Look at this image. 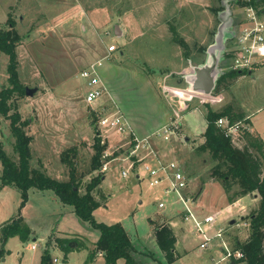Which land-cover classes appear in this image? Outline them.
I'll return each instance as SVG.
<instances>
[{"label":"rangeland","instance_id":"1","mask_svg":"<svg viewBox=\"0 0 264 264\" xmlns=\"http://www.w3.org/2000/svg\"><path fill=\"white\" fill-rule=\"evenodd\" d=\"M237 7L224 0H0V28H8L11 21L20 37L16 47L19 79L25 87L37 88L32 96L15 93L8 101L10 113L17 110L22 119L28 120L24 129L32 137L31 164H41L47 175L59 181L68 179L73 172L79 180L80 194L86 191L87 183L98 179L92 189L99 202L93 211L94 219L121 223L139 250H152L162 257L152 229L169 221L179 254L169 264L244 263L221 261L223 245L216 236L206 248L199 247L202 237L182 219L183 204L177 196L165 194L161 187L148 186L143 165L155 163L145 160L137 169L129 170L127 176L121 175L127 167L128 160L124 159L130 148L119 146V136L109 134L108 144L115 147L116 160L104 171L101 166L91 171L99 114L97 105L91 110L84 100L87 86L80 70L98 58L106 45H116L113 58L106 62L112 78L117 76L114 100L132 120L148 129L161 124L165 115L169 117L167 123L173 121L178 126L168 140L155 133L148 140L162 159H175L181 165L189 177L188 194L196 198L194 208L198 214L221 211L217 227L224 229L223 239L232 249L233 236L241 240L247 237L249 225L243 217L257 208L259 196L249 194L231 205L222 185L209 178L210 155L198 152L196 147L206 127L205 104L215 111L231 105L234 112L244 113L249 123L241 121L253 126L264 142V62L242 72L235 80L215 85L210 95L187 94L185 75L198 62H206V53L198 48L207 49L214 43L220 25H224L227 37L230 29L234 30L240 17ZM180 39L186 43L185 49L178 42ZM225 41L229 44V39ZM187 48L189 59L183 54ZM224 54L217 64L218 76L232 68L231 59ZM7 63L8 56L0 52V90L9 86ZM102 101L107 105V98ZM181 101L188 103L183 107ZM235 141L238 147L246 143L241 135ZM0 142L7 155L16 158L10 120L1 114ZM68 148H74L68 152L71 166L60 161ZM99 163L102 165V159ZM1 171L0 162V174ZM209 180L214 183L203 184ZM9 187L0 192V223L19 214L34 231L26 241L10 237L0 254V264H42L41 255L46 252L47 264H57L52 262L54 257L64 264H92L90 242L97 238L98 231L78 219L72 205L63 203L54 190L36 187L28 189L22 203L20 191ZM161 201L164 207L159 208ZM230 220L234 222L230 224ZM57 230L83 235L88 248L70 250L63 258V253L54 249L64 236ZM214 232V228L209 231ZM47 233L48 246L45 243L44 248ZM66 240L73 243L75 236H66ZM93 264L106 263L96 256ZM116 264L125 262L118 259Z\"/></svg>","mask_w":264,"mask_h":264},{"label":"trees","instance_id":"2","mask_svg":"<svg viewBox=\"0 0 264 264\" xmlns=\"http://www.w3.org/2000/svg\"><path fill=\"white\" fill-rule=\"evenodd\" d=\"M221 1V0H220ZM264 8V0L259 1ZM232 5V3H231ZM185 49L187 47L183 39L178 40ZM20 43V37L13 27L11 21L8 28H0V52L8 56L7 73L9 86L0 90V114L10 120L11 134L14 138V153L16 158L8 156L0 142V162L2 171L0 174V189L4 186L15 187L20 191L21 201L27 199V191L30 187L38 189H52L58 198L65 204L73 206L74 213L83 222L89 223L93 229L98 231V238L94 242V252H101L106 264H116L118 259H123L125 264H169L179 257L175 248L176 235L169 221L153 226V234L157 245L162 252V257H158L152 250H139L132 241L127 230L121 223H105L97 221L93 217V211L99 206V202L94 199L92 189L98 185L99 180L93 179L86 184L85 192L79 193L78 181L73 172L69 173L68 179L59 181L42 169V165L31 164L32 151L30 143L32 140L24 127L28 125L27 119H22L21 114L12 109L8 101L15 94L25 95V86L21 83L18 73V57L16 47ZM199 52L205 54L206 46H200ZM190 49L183 52L184 57L189 59ZM202 63L201 61L197 64ZM247 70L229 69L223 71L216 81V87L226 80H235L242 72ZM232 82L224 87L228 88ZM205 114L206 127L202 133L203 141L197 145L198 152H207L211 159L209 178L218 181L226 195L229 203L237 199L255 194L259 196L257 208L253 209L244 219L248 220L249 232L244 240L237 235L232 237V250H239L242 257L235 260L236 263L244 264H264V142L257 134H253L248 128L241 131L246 143L243 147L236 145L235 139L226 136L224 130L216 125L219 117H225L229 123H236L244 120V113L234 112L231 105H225L219 111L212 110L208 104ZM100 138L94 137V155L92 157L91 171L99 168L101 163V153L104 146L100 143ZM74 148L66 149L60 161L63 164H72L68 160V152ZM152 219H150L151 221ZM152 223V222H151ZM32 231L21 215L12 217L0 224V254L4 251L7 240L12 236H18L22 241L28 240ZM77 244V242H76ZM62 251H69L72 247L66 238H60L57 245ZM78 248L83 247V243L77 244ZM93 253L90 254L92 256ZM49 254L43 253L41 263L47 264Z\"/></svg>","mask_w":264,"mask_h":264},{"label":"built area","instance_id":"3","mask_svg":"<svg viewBox=\"0 0 264 264\" xmlns=\"http://www.w3.org/2000/svg\"><path fill=\"white\" fill-rule=\"evenodd\" d=\"M259 1L233 0L232 2L233 6H238L241 16L237 25L234 26L233 37L229 40V44L226 45L225 49V57L230 58L232 61L231 69L248 70L264 62V8ZM116 50L115 44L108 45L104 54L80 70V76L85 80L87 86L84 100L91 110L94 105L98 107L96 111L99 114L96 121V136L100 138L99 143L104 146L101 153V170H106L107 165L117 158L115 157V147L108 144L109 134L111 133L125 140L119 146L128 145L130 148L127 152L128 157L124 159L128 160V163L127 167L121 170L122 176H127L129 170L137 169L138 165L144 162L145 156L150 155L156 162L154 165H149L148 163L143 165L148 186L152 188L161 187L165 194L174 193L183 204L182 219L184 222L191 223L196 233L202 237L199 247L206 248L211 238L216 236L221 239L223 245L221 261L234 263L235 260L242 257V253L239 250L233 251L230 249L223 239L224 229L217 227L220 212L216 211L205 215H199L196 212L194 208L195 199H192L191 195L188 194L189 177L181 169V165L175 159L164 160L155 152L148 140L152 135L138 138L128 116L110 95L101 77L100 70L112 52ZM106 95H108V103H106L108 106L105 103H101ZM181 103L185 104V101H181ZM216 125L222 128L225 135L232 139H235L243 129L248 127L242 121L229 123L225 117H219ZM176 127L171 121L154 133L157 136H161L163 140H168L170 133L176 130ZM144 151L146 152L145 155H140ZM137 177L139 176L137 175ZM157 207H164V203L162 201L158 202ZM213 228L215 232L210 234L209 231ZM32 247H35V245H32ZM52 262L64 264L63 261H59L56 257L52 259Z\"/></svg>","mask_w":264,"mask_h":264},{"label":"water","instance_id":"4","mask_svg":"<svg viewBox=\"0 0 264 264\" xmlns=\"http://www.w3.org/2000/svg\"><path fill=\"white\" fill-rule=\"evenodd\" d=\"M226 4L231 6L233 0H224ZM115 33L118 34L119 29L118 25L114 27ZM227 32H224V25H220L217 30L214 43L209 45L206 49L207 60L202 62L197 66L192 68V72L185 75V81L188 85L187 89L193 93H199L202 95H210L212 90L216 85L218 79V68L217 64L222 58L226 49V38L231 39L233 37L234 31L230 29L228 37L226 36ZM225 55V54H224ZM223 55V57H224ZM36 87H25V94L32 96L36 92ZM234 220H230L232 224ZM72 246L73 244L70 243Z\"/></svg>","mask_w":264,"mask_h":264},{"label":"crops","instance_id":"5","mask_svg":"<svg viewBox=\"0 0 264 264\" xmlns=\"http://www.w3.org/2000/svg\"><path fill=\"white\" fill-rule=\"evenodd\" d=\"M231 6H233V5H231ZM240 16H241V14H240ZM240 18V17H239ZM108 45H106V47H107ZM106 47H105V49H104V52L102 53V54H104L105 52H106ZM117 51V50H116ZM115 51V52H116ZM115 52H112V54L110 55V57L105 61V63H104V65H103V67L101 68V70H100V74H101V77H102V79H103V81H104V83H105V85L107 86V88H108V90H109V93H110V95L112 96V97H114L115 96V94H116V91L115 90H113L114 89V87L113 86H115V80H117L116 79V77L115 78H112V76L110 75V73H109V69H110V65L108 66L107 64H106V62L107 61H110L112 58H113V56H114V53ZM101 54V55H102ZM100 55V56H101ZM99 57V56H98ZM95 60V59H94ZM107 65V66H106ZM256 66V65H255ZM117 68V67H116ZM117 70V69H116ZM115 70V71H116ZM117 72V71H116ZM187 94H189V93H191V91H189L188 89H187ZM115 93V94H114ZM104 98H107L108 99V95H106ZM187 103H188V101H186ZM185 102V105L187 104ZM122 106V105H121ZM169 114H171V113H169ZM127 115V114H126ZM128 116V115H127ZM128 118H129V120H130V122H131V124H132V127L134 128V131H135V135L138 137V138H143V137H146V136H148V135H151V133H154L155 131H159V129L163 126V125H165V124H167V118H169V117H167V115H165L164 116V120H162V122H161V124H159V125H156V126H154L152 129H148L147 127H144L139 121H135L134 119L132 120V118H130L129 116H128ZM247 118V117H246ZM167 119V120H166ZM248 120H249V118H248ZM251 124V123H250ZM249 126V125H248ZM178 127V126H177ZM250 127V126H249ZM177 129V128H176ZM205 130V129H204ZM204 130H203V132H204ZM250 130L251 131H254L255 132V134H257V135H259L254 129H253V126H251L250 127ZM202 132V133H203ZM201 134V133H200ZM113 135V134H112ZM116 136H118V135H116ZM260 136V135H259ZM119 138H120V136H119ZM187 137H185V139H186ZM122 140V143L123 142H125V140L124 139H121ZM202 141H203V139H202ZM201 141V142H202ZM145 151L143 152V154L142 155H145ZM145 160H149L151 163H155L156 161L154 160V158H152L150 155H146L145 156V158H144V160L143 161H145ZM214 183V182H212V181H205L203 184H205V183ZM7 188H10L9 186H4V187H2L1 189H0V192L2 191V190H5V189H7ZM200 189V191H201V187L199 188ZM199 191V192H200ZM196 199V198H195ZM200 201V200H199ZM199 201H198V203H199ZM238 202V200H236V201H234V202H232V203H230L231 205H235L236 203ZM216 211H219V210H216ZM216 211H214V212H216ZM220 213H221V211H220ZM200 215V214H199ZM1 223H3V222H1ZM0 223V224H1ZM151 227H152V225H151ZM31 229V228H30ZM152 229V228H151ZM32 230V232L34 231L33 229H31ZM51 231H54V230H51ZM50 231V232H51ZM49 232V233H50ZM57 232H59V233H63L62 235H64V236H62L61 238H66V236H70V235H74L75 236V241L72 243L73 245H72V247H74V248H72L71 249V251H74V249L76 250L77 248H78V246H77V244L78 243H84V239H83V235H81V234H74V233H69V232H61V231H59V230H57ZM152 232H153V229H152ZM49 233H47V235H46V237H45V239H44V248H45V243L47 244V246H48V242L46 241V238L48 237V235H49ZM154 235V234H153ZM97 238H98V236H97ZM97 238L94 240V241H92V242H90L91 243V247H90V249H92V251L90 252V253H93L92 254V256H90V262L93 264V261H94V259L96 258V256L97 257H102L103 259H104V257H103V254L101 253V252H94L93 251V249H94V242L97 240ZM57 239H55V241H56ZM8 241V240H7ZM76 242H77V244H76ZM134 242V241H133ZM7 243V242H6ZM5 243V244H6ZM89 243V244H90ZM55 244V243H54ZM34 245V244H33ZM58 245V244H57ZM84 246V248H81V249H85V248H88V246L86 245V243H84L83 244ZM53 247H55V245L53 246ZM32 248H34V247H32ZM141 248V247H140ZM55 250H59V251H61L62 253H63V258H66L67 257V255H68V253H70L71 251L69 250V251H62L58 246H56V248H54ZM141 249H143V248H141ZM144 250V249H143ZM146 250V249H145ZM43 251H44V249H43ZM43 251H42V253H43ZM52 253L50 252V255H51ZM43 255V254H42ZM41 255V256H42ZM231 263H233V262H231Z\"/></svg>","mask_w":264,"mask_h":264}]
</instances>
